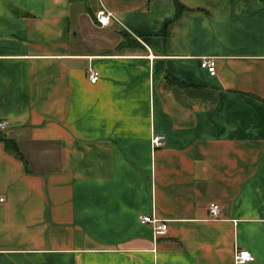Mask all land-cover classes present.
I'll list each match as a JSON object with an SVG mask.
<instances>
[{
  "label": "crops",
  "instance_id": "obj_1",
  "mask_svg": "<svg viewBox=\"0 0 264 264\" xmlns=\"http://www.w3.org/2000/svg\"><path fill=\"white\" fill-rule=\"evenodd\" d=\"M177 1L0 0V264H264V0Z\"/></svg>",
  "mask_w": 264,
  "mask_h": 264
},
{
  "label": "built area",
  "instance_id": "obj_2",
  "mask_svg": "<svg viewBox=\"0 0 264 264\" xmlns=\"http://www.w3.org/2000/svg\"><path fill=\"white\" fill-rule=\"evenodd\" d=\"M114 15L112 12L100 8L94 14L95 22L99 26L107 25L112 19ZM199 66L200 68L204 69L209 75L214 74V63L212 57H205L202 56L199 58ZM98 79V73L93 67H89L87 69V80L90 83H95ZM6 122L4 120H0V129L4 128ZM164 144V136L162 134H153L150 137V145L152 148L160 147ZM2 198H0V201ZM219 206L216 203H209L207 205V213L210 218H216L219 213ZM138 220L142 223L151 224L153 227L154 234L158 233L159 231L164 230L165 223L157 220L153 216L149 215H139ZM233 262L234 264H241L245 262H250L253 260V256L245 249L242 248H235L233 252Z\"/></svg>",
  "mask_w": 264,
  "mask_h": 264
},
{
  "label": "trees",
  "instance_id": "obj_3",
  "mask_svg": "<svg viewBox=\"0 0 264 264\" xmlns=\"http://www.w3.org/2000/svg\"><path fill=\"white\" fill-rule=\"evenodd\" d=\"M174 1V7H175V12L176 14H178L183 8L182 6L178 3L177 0H173ZM7 150L13 152L14 154H16L17 156H19V153L16 151V149L14 147H6Z\"/></svg>",
  "mask_w": 264,
  "mask_h": 264
}]
</instances>
